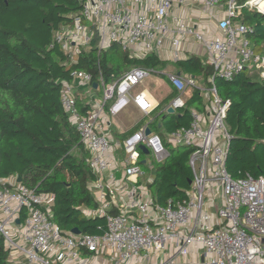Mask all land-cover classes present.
Listing matches in <instances>:
<instances>
[{"label": "built area", "instance_id": "1", "mask_svg": "<svg viewBox=\"0 0 264 264\" xmlns=\"http://www.w3.org/2000/svg\"><path fill=\"white\" fill-rule=\"evenodd\" d=\"M259 1L248 4L264 13ZM238 13L237 0L83 1L79 13L55 36L71 62L95 37L99 50L113 43L137 57L164 50L168 57L161 58L168 62L182 60L200 46L203 60L213 68L209 84L183 72H166L176 95L162 110L186 107L195 89L207 100L202 108L190 106L189 125L169 132L166 139L150 122L123 139H113L105 132L103 113L117 115L130 105L143 114L152 112L160 102L156 89L145 83L156 70L132 68L114 83L102 80V95L94 98L87 113L80 110L75 87L89 88L92 74L73 71L71 82L62 81L61 101L90 152L88 164L97 180L89 185L99 192L94 213L105 216L106 228L100 234L64 232L54 221L53 193L0 179V234L10 250L9 264L64 260L86 264L87 255L90 260L110 255L111 264H175L177 255L190 254L194 247L204 250L196 264H264V175L234 179L228 172L232 135L225 120L231 100L223 98L215 85L217 77L231 80L244 70L264 79V54L247 35L250 27L235 21ZM165 141L193 148L189 158L193 179L187 196L159 205L149 189L154 174H147L154 164L144 156L165 160L169 156ZM219 195L220 206L209 210V197L214 201ZM171 244L176 247L172 256L166 261L153 259L151 254L157 257ZM12 250L23 258L15 259Z\"/></svg>", "mask_w": 264, "mask_h": 264}, {"label": "trees", "instance_id": "2", "mask_svg": "<svg viewBox=\"0 0 264 264\" xmlns=\"http://www.w3.org/2000/svg\"><path fill=\"white\" fill-rule=\"evenodd\" d=\"M83 1L0 0V179L21 177L23 184L53 193L54 221L64 232L77 227L83 233L100 234L106 228L105 216L89 213L99 205L89 185L97 175L88 164L90 152L62 104V81L71 82L72 72L83 70L92 74V87L101 90L102 80L114 83L132 68L157 70L173 63L175 71L208 85L213 68L196 54L168 62L156 53L133 56L119 43L99 50L96 37L90 47L78 53L76 62H71L55 36L79 13ZM244 1L237 0L235 21L250 27L247 35L264 54V13L245 8ZM215 85L223 98L231 100L225 120L232 135L226 158L228 172L234 179L264 175V79L244 70L231 80L217 77ZM76 95L81 112L87 113L91 107L88 99ZM175 95L172 88L121 138L148 122L159 134L164 127L171 132L189 125L190 106L202 108L207 100L195 89L186 107L174 113L163 111ZM168 150L165 160L153 163L154 178L149 182L151 197L159 205L187 196L193 179L189 164L193 148L178 145L168 146ZM21 213L22 218L23 210ZM9 257L10 250L0 234V264H8Z\"/></svg>", "mask_w": 264, "mask_h": 264}, {"label": "rangeland", "instance_id": "3", "mask_svg": "<svg viewBox=\"0 0 264 264\" xmlns=\"http://www.w3.org/2000/svg\"><path fill=\"white\" fill-rule=\"evenodd\" d=\"M248 1L249 0H245L244 1V3H243V6L245 7V8H248V9H250L251 11H258V7H256V6H249V4H248ZM228 2V1H227ZM224 3H226V2H224ZM261 8H263L264 9V6L263 7H261ZM213 19V18H212ZM211 19V20H212ZM168 52L169 51H161L160 53H159V55H160V57H162V58H167L168 57ZM193 54H196V55H198L199 57H201L202 59H206V55L202 52V49H198V47H197V49L194 51V53ZM189 55H191V53L189 52V53H187V56H189ZM175 68H176V66L173 64V63H171L170 65H166V66H164V67H160L159 69H157L156 70V72H154L153 73V75L147 80V82L145 83L146 85H147V87L149 88V89H153V88H155L156 90H155V93H154V96L155 97H161V95L162 94H164L165 92H166V85H165V83H167L168 82V78H167V75L165 74L166 72H168L169 70L170 71H175ZM76 86V85H75ZM82 86H84V85H82ZM77 87V88H76ZM75 87V92L77 93V94H79V95H82L83 97H85V95L87 96V98L88 97H90V99H91V101L93 102L94 101V98L95 99H99L100 97H101V95H102V89L100 90V91H98L97 89H94L93 87H92V84L90 85V87L89 88H86V89H83V88H80V87H78V86H76ZM86 87H88V86H86ZM78 95V96H79ZM97 96V97H96ZM86 98V97H85ZM173 98V97H172ZM171 98V99H172ZM125 112V114H124V117L122 116V117H115V121L117 122V123H119L120 125H122V127L123 128H128V127H130L133 123H135L138 119L137 118H139L140 117V115L138 114V113H130V111H124ZM106 133H107V131H105ZM160 134L162 135V137L164 138V139H166V137L167 136H169V132L167 131V129L164 127V129H161L160 130ZM165 144H166V146L168 147V146H173L172 145V143H168V142H166L165 141ZM118 153H120L121 152V150H118L117 151ZM144 158L145 159H148V160H152L153 161V163H158V160L156 159V158H154L151 154H149V155H145L144 156ZM144 168L146 169L147 167H146V165H144ZM151 172L152 173H155V168L151 171L150 169H148V171H147V174H151ZM118 174H120V171L118 172ZM93 193H94V195L96 196V190L95 191H93ZM217 206H220V203L218 202V205ZM91 213H94V211H91ZM167 249V248H166ZM166 249H164V250H162L159 254L160 255H158L157 257H154V254H151V256L153 257V259H156V260H159V261H166V257L168 256V253L167 252H165L166 251ZM13 251V257L15 258V259H19V258H23V254L21 253V252H19V251H15V250H12ZM176 251V247H174L173 248V253ZM199 256H200V253H199ZM192 258V255L190 256V254H187V255H185V256H182V255H177L176 257H175V264H180L181 263V261L182 262H184L185 260H186V258ZM10 258V257H9ZM169 258V257H168ZM103 260L101 259V262H102ZM11 261H10V259H9V262H8V264L10 263ZM70 263H63L62 261H57L55 264H73V263H76V262H74V260H71V261H69ZM77 264V263H76Z\"/></svg>", "mask_w": 264, "mask_h": 264}, {"label": "crops", "instance_id": "4", "mask_svg": "<svg viewBox=\"0 0 264 264\" xmlns=\"http://www.w3.org/2000/svg\"><path fill=\"white\" fill-rule=\"evenodd\" d=\"M197 47H198V49H201L200 46H197ZM165 85H166V92L164 94H162L161 97H155L156 101H158V102H160L162 99H164L168 95V93H170V91L172 89V87L170 86V84L168 82L165 83ZM98 91H100V90H98ZM85 97L87 98L86 95H85ZM87 99H88V102L92 106H94V104L96 102H94V101L92 102L91 99H90V97H88ZM124 111H126V112L127 111H130V113H138L140 115V117L137 118L138 120L135 123H133L128 128H123L122 125H120L119 123H117L115 121V117H118V118L119 117H122V116L124 117V114H125ZM145 116H147V114L141 113L140 111H138L136 109L135 106L130 105L129 107H127L125 110H123L122 112H120L117 115H110L108 112L103 113L102 120H103V122L105 124V131H107V134L110 135L111 138H113V139H123V138H121V134L124 133V132H126V131H129L132 128L137 127V125L139 123L138 121H140ZM108 122H110V123H108ZM145 125H146V123L143 124L141 127H143ZM7 180L10 181V182H17V179L15 177H9V178H7ZM96 180H97V178H96ZM96 180H94L93 182H95ZM144 180H145V177H143L141 179V182H144ZM95 190H96V196L95 195L94 196H95L96 200L98 201V199H99V192H98V190L96 188L95 189L92 188V191H95ZM218 202L219 203L222 202V197L220 195L216 199H214V201L212 199H210V197H209V199L207 201V208L209 207L208 208L209 210L214 211L216 208L213 205H218ZM91 211H93V210H90L89 213H91ZM91 214H95V213H91ZM173 248H174V245L173 244H171L170 246L167 247V249H166L165 252L168 253V256L166 257V259H168V257H170V256H172L174 254L173 253ZM199 253H200V256H199ZM191 255H192V258H189L188 257V258H186V260L184 262L181 261L180 264H196V261H201L199 259L203 258V256H204V250L203 249H197L196 247H194L193 251L190 253V256ZM90 258H91V256H88V255L87 256H84V259L87 261L86 264H111L112 263V260H111V256L110 255H102V256L97 257V258H95L93 260H90ZM101 259L103 260L102 262H101ZM196 259H198V260H196ZM62 262L63 263H65V262L66 263L67 262L70 263L69 261H66V260H64ZM76 263H73V264H76ZM137 264H140V263H137Z\"/></svg>", "mask_w": 264, "mask_h": 264}, {"label": "water", "instance_id": "5", "mask_svg": "<svg viewBox=\"0 0 264 264\" xmlns=\"http://www.w3.org/2000/svg\"><path fill=\"white\" fill-rule=\"evenodd\" d=\"M174 112H175V110H174L173 107H170L168 109V113H174ZM150 132H151V128L150 127H147L146 128V134H148ZM142 149H143L144 152H146V153L148 152V148L145 145H142ZM228 150H229V146H228ZM17 181L18 182H21V177H18ZM189 183L191 184L192 183V180H190ZM16 222L19 223L20 222V219L18 218L16 220ZM72 232L75 233V234H80L81 233V230L79 228L75 227V228L72 229Z\"/></svg>", "mask_w": 264, "mask_h": 264}, {"label": "bare ground", "instance_id": "6", "mask_svg": "<svg viewBox=\"0 0 264 264\" xmlns=\"http://www.w3.org/2000/svg\"><path fill=\"white\" fill-rule=\"evenodd\" d=\"M260 7L264 6V0L259 1Z\"/></svg>", "mask_w": 264, "mask_h": 264}, {"label": "clouds", "instance_id": "7", "mask_svg": "<svg viewBox=\"0 0 264 264\" xmlns=\"http://www.w3.org/2000/svg\"><path fill=\"white\" fill-rule=\"evenodd\" d=\"M18 182V181H17Z\"/></svg>", "mask_w": 264, "mask_h": 264}]
</instances>
